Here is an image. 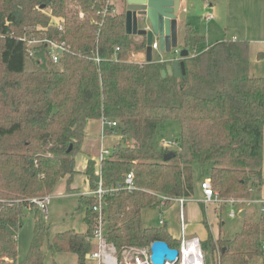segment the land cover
I'll list each match as a JSON object with an SVG mask.
<instances>
[{"label":"trees","instance_id":"trees-1","mask_svg":"<svg viewBox=\"0 0 264 264\" xmlns=\"http://www.w3.org/2000/svg\"><path fill=\"white\" fill-rule=\"evenodd\" d=\"M114 3L0 0V264H46V240L52 252H73L78 264L87 263L98 224L94 196L79 197L86 208L85 232L68 229L52 236L33 199L52 195L63 178L73 190L76 155L92 120H117L106 131L121 135L99 166L89 161L85 174L92 187L100 175L112 186L129 173L137 185L104 198L105 237L120 259L123 250L149 248L156 239L179 247L164 221L147 226L142 213L172 198L194 197L199 183L194 163L210 165L213 188L225 199H249L264 184V77L250 74V42L220 40L197 53L192 50L205 36L189 28L185 73L163 77L170 62L131 60L133 52L146 50L145 38L126 33L125 9L112 12ZM39 28L68 47L54 63L41 45L28 70L23 38L39 34ZM169 120L181 127L177 150L161 140L160 129ZM170 152L174 156L165 160ZM25 208L34 215V235L28 256L19 260ZM203 223L207 263L209 255L213 264H257L256 258H264V216L246 221L231 238L214 239L207 220Z\"/></svg>","mask_w":264,"mask_h":264},{"label":"rangeland","instance_id":"rangeland-1","mask_svg":"<svg viewBox=\"0 0 264 264\" xmlns=\"http://www.w3.org/2000/svg\"><path fill=\"white\" fill-rule=\"evenodd\" d=\"M192 1V5L193 3L197 4L196 6L193 5L194 9L191 18L193 21V28L198 34L205 36L204 30L207 26H211L212 28L213 24H210L204 18V16L213 12L210 10V8H213V4L209 7H204L205 4L203 0ZM114 2L119 10L123 9L124 3L122 2V0H114ZM217 7L219 9V16L214 22L216 23L218 20V22L221 21L226 26V29L222 27L219 30V28H217V26L215 25L216 28L214 27V33L216 32V36H214L212 39H208L205 37L204 41L200 42L192 51L197 53L202 52L207 48L208 44L212 45L217 40H230L234 36H236L238 40H245L250 42V74L256 77H264V0H224L223 3L218 4ZM180 42H182V39ZM178 48L181 49L182 44H179ZM260 53H263V55L260 56ZM177 55L178 54H175L174 51L163 53L160 50H153L152 60L160 61L163 56H170L174 58ZM30 58L33 57L29 56V59H27L26 62V67L28 70H31L33 68V61ZM140 59L141 56H138L137 52H133L131 54V60L141 61ZM98 128H100V122H98ZM115 131L116 132L113 135L109 134L106 131L103 141L101 138V134L99 133L98 137L96 136V138H92L89 140V142H87L85 148L89 149V152H91L92 156L97 155L101 148V143H103L105 148L112 150L113 144L121 138L120 132L116 129ZM180 134L181 127L177 120H169L160 129V136L162 141H171L173 143H178ZM171 149L177 150L179 149V145L173 144L171 146ZM82 155H84L82 152H79L76 155V169L78 171L83 170L79 168L84 164V157H82ZM194 172L199 183L196 186L197 189L194 197L189 198L190 203L186 206L187 218L189 222L192 221L188 217L190 208H192L195 212V215H197V221L194 220L192 221L193 223H191V225L193 224L191 227L192 229L195 228V225H199L197 224V222L199 223L198 220H200V216H198V212H200L199 205L200 201L204 199L203 192L201 194V192H197V190L202 189L201 183L204 181V179L209 178L211 167L208 164L202 165L201 163L196 162L194 163ZM66 185L67 184L65 178L59 181L54 193L51 195L50 202L47 206V211L44 212L46 221L50 226V236L54 235V233L58 231H63L70 228H73L79 232H83L87 227L84 220L86 208L80 207L79 195L77 193L66 192ZM72 186H79V188L83 191L87 188L83 173L77 172L75 174V179L72 183ZM90 188H92V185L90 186ZM259 195V190L254 189L252 191V196L249 199H246V201H244L243 203H234L233 205L228 202H202L203 204L201 205H204V207L207 208L206 217L211 225L214 239H217L219 236H226L231 238L235 235L236 232L242 229L246 221L260 220V218L264 216V211L262 210L264 208V201L257 200ZM171 203L168 205L163 204L160 207L156 208L145 209L142 213V219L145 225L158 227L161 225L160 220H166L167 231H169L171 235L176 236V238L178 237V240H181L182 222L180 219V203L174 200ZM186 203H188V201ZM232 209H234L237 213L235 217H230V211ZM242 210L247 211L246 217L240 216V212ZM202 220L203 218L201 219V225L204 224ZM210 225H208L209 228ZM33 235L34 215L28 208H25L21 216V227L18 232L19 260H23L28 256ZM190 236L191 235H187V237ZM43 249L46 256V264H78V256L73 252H52L49 248L48 240L44 242ZM132 254L133 252L126 253L123 258L120 259V257L118 256L120 254L117 252L119 263H131ZM216 256L218 257V249L216 251ZM90 260L93 261V258H90L87 264H90ZM94 260L97 261V259ZM255 260L257 264H262L264 262V258L262 257L256 258ZM213 261V257L209 255V262L207 263L205 253V262L207 264H213ZM95 263L97 264V262Z\"/></svg>","mask_w":264,"mask_h":264},{"label":"built area","instance_id":"built-area-1","mask_svg":"<svg viewBox=\"0 0 264 264\" xmlns=\"http://www.w3.org/2000/svg\"><path fill=\"white\" fill-rule=\"evenodd\" d=\"M117 11L116 8L112 9V12ZM212 15L207 16V19H210ZM59 30H64V26L61 23L57 24ZM47 28H39V34H32L30 37H24L23 40L27 43L28 55L33 58L37 57V53L41 45H45L49 49V53L52 57L54 63L59 62L60 53H62L67 47L68 44L65 40H58L54 38H50L45 33ZM153 50L158 49V41L155 39L152 44ZM117 49H119L117 47ZM175 53L179 55V49L175 50ZM99 61V57L96 58ZM102 130H101V138L102 141L104 139V134L106 132V127L113 128L118 124L117 120H108L104 119L101 121ZM162 143L166 146L171 147L173 144H178L177 142L173 143L171 141H162ZM112 150H109L104 147L103 143H101L99 162L105 157L111 155ZM100 173V171H99ZM201 188L204 194L203 202H228L230 204L234 203H243L246 199H237V198H223L220 196L219 191L213 188L212 182L210 178L204 179L201 183ZM126 189L129 191L137 189V185L135 184L133 173L127 174L125 180L117 185L106 186L103 182L102 175H100L99 180L96 183V187L90 193L95 198V202L92 206L94 212L97 213L98 224L94 231V241L96 242L97 248L92 253V257L97 259L99 264H120L117 256L116 247L107 242L105 237V220L103 217V203L104 198L107 195L114 194L119 190ZM163 199H167L166 196L162 197ZM51 195H47L41 198H34L33 202H35L44 212L47 211V206L50 202ZM172 201H178L180 203V218L182 222V238L180 240V245L178 248L179 256L175 261H167L165 264H206L205 256L201 246V239L198 236H190L187 237L186 229H185V218H184V205L189 198L186 197H177L172 198ZM248 201V200H247ZM264 210V209H262ZM236 212L234 209L230 211V217H235ZM163 223V221H160ZM132 254V262H125V264H152L150 259V247L138 249L131 247L129 249H125L122 252L124 256L126 253Z\"/></svg>","mask_w":264,"mask_h":264},{"label":"water","instance_id":"water-1","mask_svg":"<svg viewBox=\"0 0 264 264\" xmlns=\"http://www.w3.org/2000/svg\"><path fill=\"white\" fill-rule=\"evenodd\" d=\"M126 33L141 36L146 42V59L152 61L153 41H158L159 50L163 53L178 49L179 21L185 19L186 12L180 10L181 0H125ZM190 56V49L183 47L179 50V58L167 63L162 70V76H180L185 73L184 59ZM70 150V149H69ZM174 156V152L165 155V160ZM245 211L240 216H245ZM179 250L167 241L156 239L150 245L152 264H165L175 261Z\"/></svg>","mask_w":264,"mask_h":264},{"label":"crops","instance_id":"crops-1","mask_svg":"<svg viewBox=\"0 0 264 264\" xmlns=\"http://www.w3.org/2000/svg\"><path fill=\"white\" fill-rule=\"evenodd\" d=\"M204 1V4H205V6L204 7H209V6H211L212 4H213V8H210V10L211 11H213L212 13H210V14H207V15H205L204 16V18L211 24H213V27L211 28V26H207L206 27V29L204 30V34H205V37L206 38H208V39H212L214 36H216V32L214 33V27L216 28V26H217V28H219V30H220V28H222V27H224L225 29H226V26L224 25V23H222L221 21L220 22H214L217 18H218V16H219V9H218V4H220V3H223V1L224 0H203ZM234 1H237V0H234ZM247 1H249V0H247ZM112 2H114V0H112ZM122 2L124 3V5H123V9H125V11H126V2H125V0H122ZM191 2H193L192 0H181V8H180V10H184L185 12H186V16H185V19L184 20H182V21H179V36H178V41H179V44H182V48L183 47H185V44H184V37H185V35H186V33H187V30L189 29V28H192L193 30H194V28H193V21H192V15H193V9H194V6H196L197 4L195 3H193V5H192V3ZM216 2H218V3H216ZM229 2V1H228ZM116 9L117 10H119L117 7H116ZM122 9V10H123ZM209 15H212V17L210 18V19H207L206 17L207 16H209ZM214 22V23H213ZM218 24V25H217ZM216 25V26H215ZM215 31H216V29H215ZM217 31H218V29H217ZM136 36V35H135ZM138 37H141V36H138ZM181 39H182V42H180L181 41ZM230 40H238V38L236 37V36H234L232 39H230ZM217 41H219V40H217ZM216 41V42H217ZM208 43H210V42H208ZM215 43V42H214ZM211 44H208V46H210ZM207 46V47H208ZM181 48V49H182ZM179 50H181L180 48H178ZM154 50H159V49H154ZM176 54V53H175ZM136 55V54H135ZM137 55L138 56H141V61L140 62H142V61H147V59H146V50H145V52H137ZM175 58H179V55H177V56H175L174 58H172V57H167V56H163L162 57V59L160 60V61H163V62H171L173 59H175ZM153 61V60H152ZM98 122H100V128H98ZM101 130H102V123H101V121L99 120H92V121H89L88 122V125H87V133H86V136H85V139H84V142H83V145H82V148H81V150L79 151V152H82L84 155H82V157H84V164H83V166L81 167H79V168H81V169H83V170H77L76 169V173L77 172H80V173H83V175H84V177H85V182H86V184H87V188L83 191V190H81L80 188H79V186H72V184H71V188L73 189V190H69V188H68V183H67V178H65V180H66V192L67 193H77L78 195H79V197L81 196V195H90V193L93 191V187L92 188H90V186H91V184H90V180H89V178H88V176L85 174V170H86V168H87V166H88V163H89V161L90 160H94L95 162H96V165H98L99 166V155H100V150H99V154L97 153V155H93L92 156V154H91V152H89V149H86L85 148V146H86V144H87V142H89V140L90 139H92V138H96V136L98 137V134L100 133L101 134ZM107 132H108V130H107ZM109 134H111V135H113V134H115V131L114 132H110ZM88 150V151H87ZM78 152V153H79ZM77 153V154H78ZM75 168H76V166H75ZM75 173V174H76ZM263 177H264V160H263ZM74 179H75V175L73 176V180H72V183L74 182ZM57 187V186H56ZM56 189V188H55ZM202 189H198L197 190V192H201V194H202V192L203 191H201ZM257 190H259V193H260V195L258 196V198H257V200H263L264 201V184H263V186L260 188V189H257ZM73 191H75V192H73ZM256 191V190H255ZM257 192V191H256ZM203 196V195H202ZM203 202V199L200 201V205H199V207H200V212H198L199 214H198V216H200V220H198L199 221V223L197 222V224H199L198 226H196L195 225V228L194 229H192L191 227H192V225H191V223H193L192 221H197L196 219H197V215H195V212L193 211V209L192 208H190L189 209V215H188V217L190 218V220H192L191 222H189L188 221V218H187V212H186V206H187V204H189L190 202L188 201V203H185V205H184V218H185V229H186V235H191V236H199L201 239H205L206 237H207V235H208V230H207V228H206V226L203 224V225H201V219L203 218V220L205 219V220H207V217H206V213H207V208H205V214H203V211H202V208H201V204H203L202 203ZM172 204V203H171ZM264 209V208H263ZM246 213H245V216L244 217H246L247 216V211L246 210H244ZM264 211V210H263ZM191 212V213H190ZM193 215V216H192ZM203 215V216H202ZM181 219V218H180ZM199 219V218H198ZM203 220H202V222H203ZM160 221H164L166 224H167V221L166 220H160ZM257 221V220H256ZM188 222V223H187ZM207 222H208V225H210V223H209V221L207 220ZM190 227V228H189ZM197 227V228H196ZM202 227V228H201ZM70 229H73V228H70ZM210 229H211V225H210ZM68 230V229H67ZM75 230V229H74ZM86 230H87V227H86ZM86 230H84L83 232H85ZM63 231H65V230H63ZM76 231V230H75ZM211 231H212V229H211ZM58 232H62V231H58ZM77 232H79V231H77ZM213 232V231H212ZM57 233V232H56ZM170 233V232H169ZM55 234V233H54ZM181 234H182V232H181ZM170 236H171V238H172V240H174V241H177L178 240V237L176 238V236H173V235H171L170 234ZM180 240V239H179ZM96 248H97V245H96V242H95V250H96ZM94 250V251H95ZM77 255V254H76ZM90 258H93L92 257V254L91 255H89L88 256V259H87V263L89 262V259ZM95 258H93V261H91L90 260V264H96L95 262H97V264H99V262H98V260L96 261V260H94ZM86 263V264H87Z\"/></svg>","mask_w":264,"mask_h":264}]
</instances>
